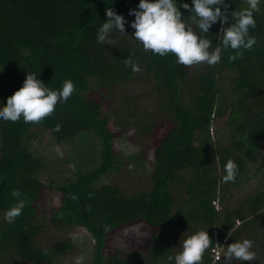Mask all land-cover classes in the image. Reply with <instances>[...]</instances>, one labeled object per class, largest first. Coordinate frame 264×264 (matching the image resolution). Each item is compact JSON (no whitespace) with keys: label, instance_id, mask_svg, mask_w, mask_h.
Wrapping results in <instances>:
<instances>
[{"label":"trees","instance_id":"obj_1","mask_svg":"<svg viewBox=\"0 0 264 264\" xmlns=\"http://www.w3.org/2000/svg\"><path fill=\"white\" fill-rule=\"evenodd\" d=\"M181 3L191 6L192 0H177L186 20L190 13L180 7ZM226 3L229 12L247 7L245 0ZM138 4L139 0H0V107L23 86L26 74H37L53 90H60L69 79L76 88L67 103L57 104L54 114L39 124L24 123L22 118L15 123L0 120V264H53L73 248L68 239L45 247L35 243L42 228L38 202L43 198L44 185L37 172L43 161L30 144L42 131L59 143L86 129L99 139L98 165L83 172L78 170L74 179L47 188L60 192L64 221L81 226L96 239L90 264H174V260L167 259L177 254L173 251L174 242L156 232H152L148 244H143V254L124 255L117 250L102 256L101 242L111 229L139 221L165 231L188 225L190 235L206 230L212 242L214 230L219 237L230 233L224 250L232 242L249 239L257 259L253 263L233 260L232 264H264V191L250 196L245 207L222 208L221 203L215 202L219 196L224 202L233 192L223 199L222 191L231 189L222 182L226 162L231 159L238 165L235 181L229 182L238 187L250 175L245 162L257 157L258 143H264V0L260 12L253 14L256 28L249 30L257 39L253 49L235 61H229V49L215 66L194 65L199 71L191 77L188 66L176 63L173 54L161 57L145 52L133 38L131 21L135 17L129 15V9H137ZM108 7L128 21L127 35L114 31L111 45L96 40ZM187 22L199 31L194 19ZM229 22H234L231 14ZM223 26L228 27L229 23ZM220 29L217 22L207 34L213 48L219 45ZM129 56L139 64L141 72L134 73L125 66L123 61ZM221 69L231 73L225 90ZM141 78L150 82L167 125L152 144L150 187L127 195L116 184L95 183L102 175L117 173L124 162L110 143L122 130L108 129L102 108L106 104L113 112L115 108L109 104L117 99L126 115L133 117L140 101L132 93V98L118 94L116 87ZM213 115L225 116L226 143L210 136ZM133 122L140 133L150 135L151 123L145 117L135 116ZM57 123L61 124L60 131L53 130ZM13 190L20 191L26 207L9 224L3 217L17 202L11 195ZM179 191L183 193L181 201ZM89 193L95 197L89 199ZM73 195L78 200H73ZM200 221L207 229L199 225ZM259 232L262 233L257 235ZM210 260L208 249L203 264ZM217 264H225L223 254Z\"/></svg>","mask_w":264,"mask_h":264},{"label":"rangeland","instance_id":"obj_2","mask_svg":"<svg viewBox=\"0 0 264 264\" xmlns=\"http://www.w3.org/2000/svg\"><path fill=\"white\" fill-rule=\"evenodd\" d=\"M198 71L196 66H188L190 77L192 73L195 76ZM219 74L222 76L221 82L224 90L228 89V77L231 73L221 69ZM145 81L144 78H141L135 82L116 87L118 94L124 96L129 94V98H132V93L136 95V100L140 101L133 117L126 115L123 105L117 99L109 104L115 108L113 112L107 108L108 105L106 104L102 108V114L107 116L108 129L111 132L122 130L111 138L110 143L114 152L124 162L123 164L120 163L117 173L109 172L102 175L95 183L97 185L116 184L127 195L147 190L150 187L149 170L151 168L152 144L159 132L167 125L166 118L159 112L161 107L156 104L157 98L154 90L150 89V82ZM117 98L120 97L117 96ZM135 116H143L146 121L151 123L149 136H146L144 132L140 133L133 122ZM224 119L225 116L223 115H213V124L209 129L212 140L227 142L228 131ZM138 134L140 135L138 136ZM30 146L43 161L41 169L37 172L38 180L44 185L41 189L43 198L38 202V221L42 224V228L39 230L35 243L45 247L68 239L73 243V248L65 255L59 256L53 264H74V260L78 256L84 257L83 264H90L95 251L96 239L81 226L64 221L63 213L60 211L61 194L55 189L47 188V185H60L74 179L78 170L83 172L96 167L100 161L101 152L98 137L91 130L86 129L70 140L57 143L50 133L42 131L38 137L31 141ZM258 149L261 157L258 155L251 161L245 162L247 172L250 173L248 179L246 178L247 180L238 187L233 183H228V187L231 189L222 191L223 199L227 197L229 192H233L224 202H220V196L216 199L215 202L221 203L222 208H234L237 205L245 207L243 204L250 196L264 191V164L260 166L261 163H264V143L259 142ZM258 166L259 168L256 169ZM182 197L183 193L179 191V201ZM199 223L200 226L207 229L205 224L201 221ZM191 224L192 222L189 225ZM116 228L111 229L101 242L104 258L117 250H121L124 255L135 252L143 254L145 250L142 246L148 244L152 232L163 235L168 238L167 240L174 242L173 251L179 253L182 250L185 235H190L188 225L169 227V230L165 231L153 229L145 221H139ZM261 233L256 234L260 235ZM12 264L21 263L14 262Z\"/></svg>","mask_w":264,"mask_h":264},{"label":"clouds","instance_id":"obj_3","mask_svg":"<svg viewBox=\"0 0 264 264\" xmlns=\"http://www.w3.org/2000/svg\"><path fill=\"white\" fill-rule=\"evenodd\" d=\"M247 5L241 11H228L226 0H192V5L181 3L180 7L187 10L190 15L185 20L177 7V0H139L137 9H129V15L135 17L131 27L135 30L133 38L138 41L145 52L151 51L154 55L166 57L173 54L176 63L184 66L206 64L215 66L220 63L225 51L231 50L229 61L242 59L245 51H250L257 44V39L251 36L250 29L256 28L254 13L260 12L261 0H245ZM105 22L99 27L96 40L100 44H113L110 38L114 31L126 34L125 17L117 14L112 8L105 9ZM231 14L234 22H229ZM194 19L198 32L188 24V19ZM220 23L221 29L219 45L213 48L208 37L209 29ZM229 23L228 27H224ZM123 63L131 71H142L139 64L129 56ZM76 91L72 80H65L60 90L50 89L47 84L37 78V74H26L23 86L7 98L6 104L0 107V120L13 123L23 119L24 123L39 124L51 117L57 104L67 103ZM61 124L54 126V131H60ZM225 175L222 182H234L239 172L238 165L229 159L223 167ZM12 197L17 202L4 213L6 223H13L22 215L26 207L21 199L19 190H13ZM94 193H89L88 198L93 199ZM73 200L78 196L73 195ZM231 236V234H227ZM212 240L206 230L199 231L184 239L182 250L174 257L169 255L168 261L174 264H203L205 252L210 248ZM253 249V241L243 239L228 244L226 250L221 249L225 264H232L233 260L252 262L257 259ZM45 254L47 250H44ZM220 259V256H217ZM84 257L78 256L74 264H83Z\"/></svg>","mask_w":264,"mask_h":264},{"label":"built area","instance_id":"obj_4","mask_svg":"<svg viewBox=\"0 0 264 264\" xmlns=\"http://www.w3.org/2000/svg\"><path fill=\"white\" fill-rule=\"evenodd\" d=\"M212 235H213V242L209 248L211 252V260L208 264H217V262L222 258L221 249H224V245L228 240V235L225 234L219 237L216 230H214ZM217 256H220L219 260L217 259Z\"/></svg>","mask_w":264,"mask_h":264}]
</instances>
